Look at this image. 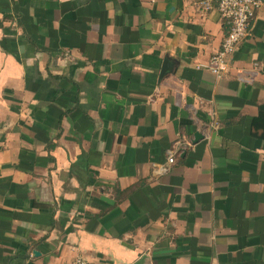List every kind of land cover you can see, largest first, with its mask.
<instances>
[{"label": "crops", "instance_id": "crops-1", "mask_svg": "<svg viewBox=\"0 0 264 264\" xmlns=\"http://www.w3.org/2000/svg\"><path fill=\"white\" fill-rule=\"evenodd\" d=\"M203 1L0 0V264H264V5L218 77Z\"/></svg>", "mask_w": 264, "mask_h": 264}, {"label": "built area", "instance_id": "built-area-1", "mask_svg": "<svg viewBox=\"0 0 264 264\" xmlns=\"http://www.w3.org/2000/svg\"><path fill=\"white\" fill-rule=\"evenodd\" d=\"M216 4L221 18L228 25V33L224 38L220 49L212 55L208 69L216 76L226 72L230 57L238 46L249 34L252 22L256 17L257 10L264 5V0H205L202 2L203 9H211ZM174 158H169L173 163ZM70 264H99L83 256H78Z\"/></svg>", "mask_w": 264, "mask_h": 264}, {"label": "water", "instance_id": "water-1", "mask_svg": "<svg viewBox=\"0 0 264 264\" xmlns=\"http://www.w3.org/2000/svg\"><path fill=\"white\" fill-rule=\"evenodd\" d=\"M197 137H200L199 135H197Z\"/></svg>", "mask_w": 264, "mask_h": 264}]
</instances>
